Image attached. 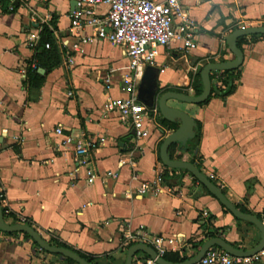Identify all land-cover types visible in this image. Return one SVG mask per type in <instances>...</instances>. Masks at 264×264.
Listing matches in <instances>:
<instances>
[{"label": "crops", "instance_id": "obj_1", "mask_svg": "<svg viewBox=\"0 0 264 264\" xmlns=\"http://www.w3.org/2000/svg\"><path fill=\"white\" fill-rule=\"evenodd\" d=\"M78 1L0 0V192L7 212L29 222L45 240L64 243L96 264H124L133 246L128 236L137 237L140 228L166 240V254L177 257V263L194 258L213 230L233 246L253 250L261 241L258 228L235 218L190 174L180 186L163 185L173 189L170 194H139L144 182H157L166 172L160 146L173 131L160 125L157 114L148 123L150 137L137 141L118 113L108 111L112 101L127 96L123 78L130 73L129 61L122 48L102 39L73 50L78 37L70 26ZM183 3L199 27L196 48L186 51L175 40L157 50L155 66L163 92L194 96L193 79L205 66L233 59L228 36L264 26V0ZM105 12L100 8V14ZM28 33H38L40 41L48 34L61 56L50 73L38 68L46 77L36 101L24 82L32 62L38 64L40 41L31 50ZM80 36L92 37L93 30L87 27ZM242 51L241 78L232 95L213 96L204 105L169 104L201 124L198 146L177 155L194 161L232 204L264 224V37L248 38ZM220 84L217 75L212 85ZM59 127L66 134L106 139L91 154L89 167L79 166L73 151L61 146L55 134ZM88 168L97 175L93 184ZM0 264L68 263L23 234L1 232Z\"/></svg>", "mask_w": 264, "mask_h": 264}, {"label": "built area", "instance_id": "obj_2", "mask_svg": "<svg viewBox=\"0 0 264 264\" xmlns=\"http://www.w3.org/2000/svg\"><path fill=\"white\" fill-rule=\"evenodd\" d=\"M104 7L105 14H100V8ZM87 27L93 30V36H80V32ZM198 30V25L189 18L183 0H79L70 26V32L78 37V42L72 47L76 52L94 39L106 40L124 50L130 66V73L123 78V90L127 96L112 101L108 111L118 113L121 122L133 129L137 141L150 137L148 123L158 114L138 100V86L145 68L155 66L157 50L175 40L182 41L186 51L195 49ZM39 41L38 33L26 35V43L31 50L37 48ZM45 48L51 49V44L47 43ZM30 67L38 69L37 61L34 60ZM23 74L25 76V71ZM55 134L62 138L61 146L73 151L79 166L89 167L91 154L106 142L103 137L89 136L83 132L78 135L75 131L66 134L62 127L57 128ZM111 176L117 178V174ZM72 177L76 179L77 176L72 174ZM88 177L89 184H93L97 178L91 168H88ZM138 192L140 195L157 197L170 194L173 189L163 186L160 175L157 182H144ZM203 216L208 217L209 213L205 211ZM20 224H25V220H21ZM128 240L133 245L153 247L160 258L167 253L166 240L151 236L144 228H140L137 237L129 235ZM263 255L264 250L249 258H238L216 247L210 249L197 264H260ZM133 264L160 263L147 257L135 258Z\"/></svg>", "mask_w": 264, "mask_h": 264}, {"label": "water", "instance_id": "obj_3", "mask_svg": "<svg viewBox=\"0 0 264 264\" xmlns=\"http://www.w3.org/2000/svg\"><path fill=\"white\" fill-rule=\"evenodd\" d=\"M264 35V26H254L242 28L230 34L226 43L233 54V59L227 62L211 63L205 66L201 72L203 91L200 95L190 96L178 92H163L159 88L160 68L147 66L138 86V100L150 110H156L161 117L170 124L178 125V128L169 134L160 147V159L162 164L171 170H183L195 178L218 202L229 211L235 218L250 223L258 228L261 233V241L253 250H242L228 243L221 237L207 240L198 254L182 263H172L164 258L158 257L156 250L145 244H135L129 248L124 264H133L137 254L143 253L147 257L156 259L160 264H197L206 253L212 248H220L234 257L249 258L264 250V224L257 216L242 212L232 204L222 189L210 180L196 165L180 159H172L169 150L173 145L185 148L189 141L195 139L197 135L196 121L185 111L171 107V101H177L190 105H201L212 95V72H224L238 70L244 62V53L238 47V39L242 37ZM44 74L45 72L41 70ZM0 231L6 234L28 235L37 246L44 252L61 256L63 259L72 260L76 264H90L81 256L65 248L53 246L45 240L42 235L27 224H9L5 221L0 199Z\"/></svg>", "mask_w": 264, "mask_h": 264}, {"label": "trees", "instance_id": "obj_4", "mask_svg": "<svg viewBox=\"0 0 264 264\" xmlns=\"http://www.w3.org/2000/svg\"><path fill=\"white\" fill-rule=\"evenodd\" d=\"M259 37H264V35H254V36H250V37H242V38L238 39L237 45L242 50L243 45H245L248 42V38L253 42V41L257 40ZM48 41H50L52 44L51 49H49V50H47L45 48V44ZM39 45H40L39 46L40 51L36 55V58L38 60V68H43L46 70L47 73H50L53 69L60 66L61 56L59 54L57 47L52 42L51 38H49L48 34L46 36H42ZM217 75L221 79V84L219 86L218 85H215V86L212 85L211 97L205 103H203L201 105L206 104L213 96L225 99L228 96L232 95L236 90V86H237L236 81H239V79L241 78V72L239 69L235 70V71H224V72H218V73L212 72L211 73V82L217 77ZM45 77L46 76H42L39 74L38 69L33 70L31 67H29L27 70V76H26V80L24 82V85L30 94L32 93V94L36 95V97L33 98L34 101H36L38 99V96L40 94V89L44 83ZM192 87L195 90V95H200L202 93L203 85H202L201 73L198 74L193 79ZM158 121H159L160 125L168 128L170 131H174L178 128V125L170 124L166 120H164L159 113H158ZM196 123H197L198 129H197V135H196L195 139L189 141L188 145L185 148H182V151L180 150L181 147L179 145H173L169 150V153H170L172 159H180L181 160V156L177 155L178 152H179V154L189 152L198 146V144L200 143L201 137H202V133H201V124L199 122H196ZM161 145H162V143H161ZM191 163H193L194 165H196L200 169L199 165H197L194 161ZM187 175H189V173L186 171L171 170V169L166 168V172L161 176L162 184L164 186H167V187L180 186L183 183L185 176H187ZM210 180L217 185V183L213 179H210ZM195 181L198 182L196 179H195ZM205 191L209 195H211L206 189H205ZM0 199H1V206H2L5 221L9 224L21 223L18 219L15 218L14 215L7 212V209L5 208V206L3 204L4 197H3L2 192H0ZM237 208L240 209L242 212H244L243 209H241V207L237 206ZM25 224L31 226V224L29 222H25ZM219 235L217 234L216 231L213 230L212 232H210L208 234L207 238L212 239V238L219 237ZM24 236L26 239L33 241L28 235H24ZM49 243L53 246H57V247H61V248H65V249H68L70 251H73L76 254H78L79 256H81L83 259L88 261L90 264H96L95 258H92L86 254H83L80 251L74 250L73 248L67 246L64 243L58 242L55 239L49 240ZM34 244H36V243L34 242ZM164 259H166L167 261L172 262V263H177L179 261L177 257L171 256L169 254H166L164 256ZM65 262L68 264H76L72 260H69V259H65Z\"/></svg>", "mask_w": 264, "mask_h": 264}]
</instances>
